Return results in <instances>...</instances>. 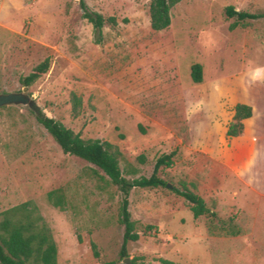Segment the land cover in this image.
Wrapping results in <instances>:
<instances>
[{"label":"rangeland","instance_id":"rangeland-1","mask_svg":"<svg viewBox=\"0 0 264 264\" xmlns=\"http://www.w3.org/2000/svg\"><path fill=\"white\" fill-rule=\"evenodd\" d=\"M80 0H0V94L44 60L49 69L26 87L33 107L83 139L115 146L128 179L158 173L167 186L134 188L128 211L139 238L119 259L122 196L94 165L65 155L27 106L0 108V212L32 201L51 230L57 264H264V198L256 156L264 95V18L233 29L225 8L264 12V0H182L170 25L152 31L150 0H83L114 17L95 44ZM202 82L190 78L193 64ZM72 95L81 100L72 114ZM256 116L226 136L235 104ZM32 107V108H33ZM62 189L65 208L47 193ZM173 189L199 196L208 213L194 218ZM151 229H148V227ZM94 245L98 257H94ZM168 262V263H164Z\"/></svg>","mask_w":264,"mask_h":264},{"label":"trees","instance_id":"trees-1","mask_svg":"<svg viewBox=\"0 0 264 264\" xmlns=\"http://www.w3.org/2000/svg\"><path fill=\"white\" fill-rule=\"evenodd\" d=\"M182 0H150L149 22L152 31L165 30L170 25V10ZM82 18L92 26L95 44L102 42V30L105 26L115 27L117 21L114 17L90 11L83 0L79 1ZM226 17L234 19L229 29H235L240 22L264 18V12L252 14L236 11L232 7L225 8ZM49 69L48 60H44L35 66L31 72L20 79V84L28 87L44 75ZM190 78L194 84L202 82V68L200 64H193L190 68ZM72 114L77 116L81 107V100L72 95ZM36 122L41 125L52 137L65 155L75 156L97 167L108 178L109 182L120 192L122 199L119 209V222L124 227L122 244L119 250V259L128 257L127 244L138 240L134 222L128 211V196L132 189H154L165 187L167 184L158 177L162 167L172 165L173 154L159 157L153 166L149 177H139L128 180L119 166L121 154L118 149L106 141L98 139H83L79 133H74L60 122L46 116L40 109H31ZM252 116V108L248 105L237 103L234 106L233 122L226 130L228 138L237 137L242 133L245 119ZM189 204L194 218L208 213L203 200L196 194L186 189H173ZM48 202L54 208L63 210L65 198L62 189L52 190L46 195ZM148 229H151L149 226ZM94 257L98 253L92 245ZM168 263V262H164ZM0 264H57V247L53 240L51 230L44 221L37 206L32 201H26L0 212ZM101 264H117L116 261H107Z\"/></svg>","mask_w":264,"mask_h":264},{"label":"crops","instance_id":"crops-1","mask_svg":"<svg viewBox=\"0 0 264 264\" xmlns=\"http://www.w3.org/2000/svg\"><path fill=\"white\" fill-rule=\"evenodd\" d=\"M258 78L261 81L264 79V70H262L261 73L259 72ZM260 98L263 99L262 104H260L261 110L263 112L262 118H261V126H262L264 124V95L260 96ZM242 104L248 105L252 108V116L249 119H245L242 121V123L246 129L249 127L248 126L249 121L254 120V118L256 116V110H255L254 104L251 103L250 101H246ZM233 115H234V108H233L232 116ZM249 128H251V126ZM258 134H260V138L256 144V148H255L256 151L255 152H256V156L260 157L261 159L263 158L262 160H260V163H262L264 165V134L262 132H259ZM263 177H264V175H263ZM255 186H257V188H258V193H259V195H261L260 197L264 198V180Z\"/></svg>","mask_w":264,"mask_h":264},{"label":"water","instance_id":"water-1","mask_svg":"<svg viewBox=\"0 0 264 264\" xmlns=\"http://www.w3.org/2000/svg\"><path fill=\"white\" fill-rule=\"evenodd\" d=\"M25 92L26 87H24L21 92L0 94V108L8 106H27L28 108L32 109L33 101L27 96ZM124 262H128V258H125Z\"/></svg>","mask_w":264,"mask_h":264}]
</instances>
